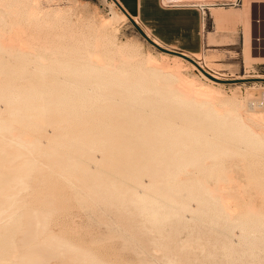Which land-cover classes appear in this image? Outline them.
I'll return each mask as SVG.
<instances>
[{
	"label": "rangeland",
	"instance_id": "obj_1",
	"mask_svg": "<svg viewBox=\"0 0 264 264\" xmlns=\"http://www.w3.org/2000/svg\"><path fill=\"white\" fill-rule=\"evenodd\" d=\"M0 2V33L2 30L4 31L1 33L5 37H2L4 41L7 38L6 35L8 36L11 33L13 34L9 36L13 35L14 39L15 29L13 31L12 27H9L11 26V16L18 14L17 18H20L19 20L24 25H27V21L32 19V16L27 14V9L30 6L32 7L30 9H33L31 11L37 12L35 16L39 18L38 25L29 26L31 33H39L40 36L47 33L49 35L64 33V36L60 39L63 44L61 46L57 45V47L55 45V48L53 44L51 50L43 51L44 53H40V50L42 51L39 44L41 41L35 42L37 44L36 47L39 46L41 48L38 50L37 47L38 51L36 49L29 50V48L24 49L23 53L20 51L24 56L19 51L14 54H7L2 51V54L0 53V58L4 54L3 58H6L5 61L3 58L0 61L5 66L4 68L0 67V123L2 122L1 118H4L1 125L9 126L7 127L9 130L5 127L3 128V126L1 127L3 131L0 130V149L2 150H0V153L4 154L3 152H5L4 155L15 153L11 162V165L15 167L17 165L25 166L23 165L24 163H35L31 169L25 168L24 173H22V170V172H16L17 174L13 172L16 175L13 179L17 177L16 179L18 180L11 179L8 186L4 185L5 188L0 186L4 189L3 191L0 188V200L8 195V197L15 200L13 202L14 205L10 206L11 208L5 214L0 215V234H5L1 230L5 226L6 228L3 230H7V236L10 235V237H6L11 239V241L7 239V250L3 249L6 251L0 250L1 262L5 259L4 262L8 260L11 263L14 262L13 264H173V262L174 264H189L190 261L188 259L190 257L193 261L192 264H264V219H248L246 214L241 212L244 209L242 207L239 209L240 212L234 218L225 222V224L224 220L221 219L222 217L217 213L207 217L203 213L204 220L200 218L202 202L200 200L201 187L199 181L201 179L205 180L203 179L204 177L208 183L212 184L214 179L210 171L204 166L205 158L202 156L204 152L209 151L211 146L201 144L198 147L189 146L186 148L187 145L184 147L179 144V141L190 133L191 125H197L193 121H191L192 124H190L189 128L187 126L190 121L186 122V126L185 123L182 124L183 126L179 123L174 128H162L165 131L161 132L164 133L157 135L160 139H155L154 137L152 142H150L144 139L145 135L139 136V134L154 135L156 133L155 130L151 128L141 129L137 125H134L135 127L129 126L128 128L122 127L124 124L119 125L123 115L121 113H124V111L119 112L120 110H115V108H120L119 106L125 104L126 100V103H128L130 99L128 95L115 93L116 95L114 96L117 101L110 104L112 107L103 102H98L95 106H91V103L86 102V106L88 105L89 107L87 106V111L85 110V112L81 113L75 112L78 110L71 104L74 103L73 99L69 98L68 102V97L67 100L63 99L65 96L63 97L57 91L51 90L52 92H48L49 95L45 93V96H43L44 93L42 94V92H36L34 96H36V99H40L37 112L33 113V116L29 112L25 114L26 116L24 115L25 117L23 116L20 120L22 122L21 125L19 122L18 126L24 127L23 129L21 127V129L25 132L32 127L38 126L39 128L34 129V131L37 130L34 134L38 135H36L37 137L33 136L32 128L28 133L33 136V140L31 138L32 141L30 140L21 146L17 145L18 143L16 142L18 140L13 139L14 134L10 133V130L11 132L13 131L11 127L13 119L8 114V108L12 104L11 101L15 102L17 97L19 99L22 95V93L19 95V91H21L19 89L22 87L26 88L31 83H29V78H31V73H33L31 71H33L32 69L35 68L36 64L34 63L35 65H33L35 61H31V56H29L30 59L27 57L30 51L34 50V52L43 55V57L45 55L43 62L49 58L46 61L47 64L48 62L51 64L50 62L53 61V64L45 67V72H48H44L43 78L46 79H42L48 81L44 82V84L64 86L65 80L71 81V77L70 79L66 78L67 76L64 77V83L61 77L65 76V74L63 75L58 70L56 72L49 70L51 67L52 69H58L59 67L56 64L63 59L64 55L66 56V50L62 45L66 41L74 44L76 37H87L94 34L97 28L99 29V23L102 20H106L103 22L110 24L107 25L106 23L105 25L102 22L100 27L102 24L101 30L105 28L103 34L107 37V40L105 39L106 44L110 40L107 44L109 49H123L125 52L127 50V53L131 50L129 53L134 51L132 53H137V56L139 52V56H141L138 57H142V60L143 56H151L158 62L170 65H172V61L170 54L159 51L141 36L128 18L126 20L122 18L121 9L116 4H112V0H2ZM4 2L5 4H3ZM209 2L216 3V8H219L217 11H221V14L227 20L219 23L220 21L215 18L211 9L212 22L207 12L205 14V24L203 22L205 45L197 59L194 54L188 55L207 72L219 78L264 77V48H260L257 43H254L256 30L260 31L262 21L260 19V24H256L255 19L260 16L253 17V12L251 13L253 4L250 5L249 17L246 22H243L241 16L244 10V7H242L243 0H213ZM12 10L15 13H12ZM136 20L137 25L144 32L146 31L153 36V33L148 30L140 19L136 18ZM245 24H247L246 27H249L250 36V50L248 53L243 50ZM261 34L264 36L263 33ZM10 41L7 42L15 43V41ZM18 41L21 40L18 39ZM259 42L260 46H264V40L261 39ZM119 45L121 48H119ZM115 46H118V48ZM25 51L28 54H24ZM51 53L56 56V59L55 57L53 58ZM16 54H19V56ZM180 65L179 70L184 77L195 81L198 87L205 85L207 82L205 76L198 70L196 65L187 60H183ZM16 67H22L21 69L23 70ZM145 67L147 68V66ZM72 77L73 81L76 80V82L79 81L78 84L81 83L82 80ZM58 79L60 81H57ZM109 79L106 82L103 79L102 83H107L109 86L118 84L112 82L111 85V82H109L111 79ZM67 83L64 87H66ZM71 83L74 86L75 82L71 81ZM133 84L136 85L137 83ZM71 85L67 86L71 87ZM117 86L120 87V85ZM214 86L215 91H219L217 94V102L219 101V103L215 100L216 105L220 104V108L227 104L230 110L231 107L234 108L232 110H236V116H231V113L234 112L232 111L230 114H225L224 119L230 122L231 120L232 122L237 120L234 122L238 126L248 122L264 134V121L254 119V117H257L255 114L261 113V115H264V108L258 103V98L262 90H264V82L221 83L214 84ZM121 87H126V83H122ZM22 91H24L23 88ZM216 92L213 96H216ZM16 94L15 99L14 96ZM8 96L10 97L7 99ZM47 96L51 97L47 100ZM214 99L212 100L214 101ZM6 100H10V105ZM71 100L72 102H70ZM45 101L46 105L44 106ZM178 102L182 103V100H178ZM216 105L214 109L218 108ZM39 108L42 109L40 110ZM212 109L213 107L209 110L212 111ZM85 113L86 115H84ZM6 114H8L9 118ZM130 115L124 114L123 116L131 119ZM5 119L6 122L8 120L7 123H5ZM239 119H243L246 122H243V120L239 121ZM26 120L30 123L35 122L34 125H36L33 126V123L27 125ZM23 123L25 124L23 125ZM96 124L97 127L94 126ZM115 124L116 126H114ZM227 127L231 128L230 125ZM93 128H97V132ZM141 130L142 132H140ZM191 133L190 136H197L196 131ZM227 136L226 134L224 138ZM8 138L14 142L7 141ZM97 141L100 144H97ZM135 141L137 145H135ZM156 141L157 143L152 145ZM148 142L151 143L149 147L147 145ZM161 143H164V145ZM108 144L110 148L107 147ZM145 145L147 147L143 148ZM113 146L114 149L117 147V155H115L116 153L111 154ZM216 147L220 148V146ZM118 149L121 150L118 152ZM179 149H181L179 153L174 152ZM260 149L258 154H261L254 156V159L257 158L256 161H258L255 164L256 167H254L256 172L252 170L255 172L253 173L254 175L258 172V175H255L256 178L258 177L256 182L260 183L261 188H264V165H262L264 164V147ZM141 152L142 154H140ZM20 155L22 156L20 157ZM118 157L121 159H118ZM114 159L115 161H112ZM238 160L239 157L230 158L231 162L226 160L222 166L226 172L234 177L236 183L246 184L245 178H247L248 172L245 167L248 164ZM27 161L31 162L28 163ZM118 162L121 163L119 164ZM108 164L115 167H111ZM132 165L137 166V170H131L130 167ZM115 176L118 178H115ZM260 176L262 177L260 178ZM199 177L201 178L199 179ZM195 180L199 181L196 182ZM260 185L256 186V188L260 187ZM254 188L251 185L244 187L245 190H239L242 196L240 193V195L237 194L235 187L230 193L233 197L238 196L236 198L238 205L242 204L243 206L249 200L248 203L260 208V212L264 214V199L257 193L256 188V191H254ZM242 200L243 203H240ZM156 209H159L164 216H155L153 210L155 211ZM177 209L180 212L179 217L174 215ZM12 210L16 213L12 212ZM10 211L14 214L13 217L9 214ZM18 214L19 216L16 217L20 218L16 221L20 220V223L18 221L16 225L14 217ZM10 217L14 219L15 226H13V223L9 225L12 221ZM209 218L212 219L211 222ZM8 220L9 224L6 222ZM175 220L181 222L177 227L173 226ZM218 220L219 222H217ZM16 226L19 229L16 228V230ZM215 227L217 229L220 228L222 230L221 233ZM8 242L14 243H11L13 246L15 245L13 249H11L12 245L10 244V246ZM178 243H184L186 249L191 248V253H177ZM14 250L20 252L16 253ZM10 251L14 252V261L9 260V257L12 259L11 255L13 254ZM15 253L17 256H15ZM21 253L26 254L21 256ZM3 254L4 256H2ZM5 254L9 255L8 258H6ZM19 256L21 260L16 259ZM8 261L5 263H8Z\"/></svg>",
	"mask_w": 264,
	"mask_h": 264
},
{
	"label": "bare ground",
	"instance_id": "obj_2",
	"mask_svg": "<svg viewBox=\"0 0 264 264\" xmlns=\"http://www.w3.org/2000/svg\"><path fill=\"white\" fill-rule=\"evenodd\" d=\"M0 1H2V0H0ZM162 1L165 4H168L170 2H172V3H178V2L207 3V2L213 1V0H162ZM3 4H5V2ZM112 4H115L113 0H112ZM251 4H254V5L255 4H259V6H261V5L264 4V0H243V6L242 7H244L243 8L244 10H243V13L241 14V16L243 18V22L244 21L246 22L247 18L249 17V11H250V5ZM0 6H1V4H0ZM4 6H3V8H4ZM30 8H32V7L30 6ZM30 8L27 9V14L29 16H32V19H29L27 21L28 23L26 22L27 25L26 24L24 25L21 22V20H19L20 18H17L18 14L17 15L11 14L13 16H11L12 17V20L10 22L11 26H9V27H12V30L15 29L14 39L12 37L13 35L11 36L12 39H10L11 37L9 35L13 34L11 32H10L11 34H9L8 36L6 34L5 35L7 37L6 38L7 41L12 40L13 42L15 41V43H8L6 40L4 41V39H2V37L3 38H5V37H4V35L1 34L4 31L2 30L1 33H0V53H1V51L4 52V53H7V54H14L17 51H19V52L22 51V53H23L24 49H26V48H29V50L30 49L31 50L32 49H34V50L36 49L37 50V47H38V50H39L40 47L39 46L36 47V45H37L36 43H38L37 41H41L39 43L41 45V48H42V51L40 50V53L41 52L44 53L47 50L48 51L51 50V48H52L51 46L53 44H54L53 45L54 48H55V45L57 47V45L61 46V44H63V42L60 40L64 36V33H62V32L58 33V34L56 33V34H53V35H49V33H47V34H44L42 36H40L39 33H37V34L31 33V31L29 30V26L38 25L39 18H37V16H35V14L37 12L35 13V11H31L33 9H30ZM8 9H10V8H8ZM211 9L214 12L215 18L220 21L219 23H222V22L227 20V18H225L221 14V11H217L219 8L212 7ZM12 13H15V11L12 10ZM8 14H10V13H8ZM121 14H122L121 15L122 18H124L126 20L127 15L122 10H121ZM132 18H133V20L135 22H137L136 17H132ZM103 21L104 20H102L100 23H102ZM104 22H103V24L106 25L107 22L106 23H104ZM109 22H110V20H109ZM100 23H99V29L96 27L97 30L95 29L96 31H95L94 34L88 35L87 37H85V36L84 37L83 36L76 37L74 44H70L69 42L66 41L65 44L62 45L65 48V50H66L65 51L66 56L64 55L63 59L59 60L58 63L56 64L59 68L58 69H55V68L52 69V67L50 66L51 69H49V70H51V71L54 70L55 72H56V70H58L59 72L63 73V75L65 74V76L61 77L63 82H64V77L67 76L66 78L70 79V77H71V81L75 82L77 85L74 83V86H72L71 85L72 84L71 81L68 80V79H67L68 81L65 80V82L66 83L68 82L67 85H71V87L67 86V85H66V87H64L65 84H66L65 82H64L65 83L64 86H62V85L61 86H51V84L50 85L44 84V82L48 81V80H46V81L43 80V79H46V78H43V74L48 72V71L45 72V67L53 64L52 63L53 61L50 62L51 64H49V62L47 64L46 61H48L49 58L46 59L45 62H43L44 59H45L44 58L45 55L43 57V55L37 54L36 52H34V50L29 52V55L27 57L31 56L32 57L31 61L32 62L35 61V62H33V65L36 64L35 68L32 69L33 71H31L33 73H31L32 76H31V78H29L30 81L28 80L29 83L30 82L31 83H30V85L28 84L29 86L26 84L27 87L26 86L25 87L27 89L22 87L24 89V91H22V88L19 87L20 89L19 88L18 89L21 90V91H19L20 93L19 92L18 93H19V95H21V93H22V95L19 97V99H18V97L16 99V96L18 94L17 93L14 96L16 101L15 102L11 101L12 102L11 106L10 107L8 106L9 107L8 108L9 109V113L8 114L13 119V123L11 125L13 131L11 132V130H10V133L12 135L14 134L13 135L14 136L13 139L15 138V140H18L16 142V143H18L17 145L21 146L22 144L28 143L33 136L38 135V134H34L35 131L37 132V130L34 131V129H36L38 127V126L37 127L35 126L36 124L34 125L35 122L34 123L33 122L30 123V122H28L26 120L27 121V125L33 123V126H35V128H33V127H32L33 129L31 128L33 130L32 131L33 132V136H31V134L28 133V132L31 131V129H29V131H28V130H26V126H25V130L27 131V132H25L24 130H22L24 127L21 126L22 129H21V127H19L21 125V123H22V122H20V120H21V118H23V116L25 114H27L29 112V113H32V116H33V113L37 112V109L39 107L38 105H39V100L40 99L38 100V99H36V96H34V94L36 92H42V94L44 93L43 96H45V93L47 94L48 92H52L51 90L57 91L63 97L65 96V98H63V99L67 100V97H68V102H69V98L73 99L74 103H71V104L73 105V107L76 110H78V111H75V112H81V113L85 112V110L87 111V109H88L87 108L88 105L86 106V104H85L86 102H88L89 104L91 103V106L92 105L95 106V104H98V102H103V103H106V104L110 105V104H112V103L117 101V100H115V98H116L114 96V95H116L115 93H119L120 95L124 94L126 96L128 95V97L130 98L128 100V103H126V101H127L126 100L125 104H121L120 106L118 105L120 108H118V107L115 108V110L119 109L120 110L119 112L124 111V113H121L123 115L124 114H131L130 115L131 119L130 118H126V116L122 115V118H121L120 123H119V125H123L124 124L122 127L128 128L129 126L137 125V127L139 126V128H141V129L151 128V129L155 130V132H156V133H154V135H146L144 133H141V134H139V136L145 135L144 139L152 142L154 137H155V139L156 138L160 139L157 135L161 134V133H164V132H161V131H165L162 128H166V127L174 128L175 125H177L179 123L181 125L185 123V126H186V122L190 121V123L187 122L188 123L187 128H189L190 124H192L191 121H193L197 125L196 126H194L193 124L191 125V127H190L191 130H190V133H188V136L185 137L183 140L179 141L180 146H184L185 147V145H187L186 148L189 147V146L198 147L201 144H205L207 146H211L209 151L204 152L202 154V156L205 158L204 166H206V168L210 171L211 176L214 179V182H212V184H210V183H208V181L204 177H203V179H205V180H202V179L200 181L197 180V181H199L200 187H201L200 188V190H201L200 191V193H201L200 200L202 202V206H201L202 208L200 210V212H201L200 213L201 220H204V217L202 216L203 213L206 214L205 215L206 217L217 213L219 216L222 217L221 219L224 220V224H225V222L229 221L231 218H234V216L237 215L240 212L239 209L241 207L244 208L243 211H241V212L245 213L246 217L248 219L256 218V219L263 220L264 219V214H262L260 212V208L248 203L249 200L243 205L244 207L242 206V204L238 205L237 204V200H236V198L238 196L236 195V196L233 197V195H231L230 191L235 187V190L238 192L237 194H239V193L241 194V192H239V190L244 189V187H246V186H251L252 185V187L254 186L256 188V186L260 185V183L256 182L258 177L256 178V176H255L256 174L258 175V172L255 175L253 174V173L256 172V170H254V169H256V168H254V167H256L255 164H257V162H258V161H256L257 158L254 159V156H256L259 153L258 151L261 150L260 149L261 147H264V134L261 131L257 130L256 128H254L253 125H251L250 123L246 122L245 118H244L245 120L239 119V121L243 120V122H246V123H243L240 126L235 124V122L237 120L236 121L233 120V122L231 120V122H230V121H227L226 119H224V115L225 114H227V113L230 114V112L234 111V112L231 113V116H233V115H235V113H236L235 111L236 110H232V109H234L232 107H231V110H230L229 107L227 106V104L225 106H221L220 107L221 109L219 108L220 104L218 106L216 105L217 103H219V101L217 102V99H218L217 98L218 97L217 94H218L219 91L218 92L215 91L216 89L214 88L215 87L214 84H221L220 82H217V81L207 77L204 74L205 80L207 82L205 83L204 86H199L198 87L196 85L195 81H193L192 79H189L187 77H184L181 74V71L179 70V65L182 63L183 60H186V59H184V58H182L181 56H178V55H171L170 58H171V61H172V65H170V64L164 63V62H158L157 60H155L151 56H148V57H144L143 56V60H142V57L139 58L141 56V55L139 56V52H138V56H139L138 57L137 53L136 54L132 53L134 51L129 53L131 51L130 50L127 53V50L125 52V50H123V49H117L118 46H115V47H117L116 48L117 50H113V49L111 50V49L108 48L109 46L107 45L110 40L106 44L105 39L107 37H105L104 34H103V30H105V28H104L105 26L103 27L104 29L102 28L103 30H101V27L103 25L101 24V27H100ZM108 24H110V23H107V25ZM246 25L247 24H245V27H246ZM245 27H244V29H245ZM106 28H107V26H106ZM29 31H30V33H29ZM72 33H74V32H72ZM145 33L151 39H153L154 42H156L157 44L163 46V43L158 38L151 36L146 31H145ZM15 37H17V38H15ZM18 39L21 40V41H18ZM19 44H20V46H19ZM111 44H112V41H111ZM22 45H23V47H22ZM43 47H44V50H43ZM127 47H128V45H127ZM243 47H244L243 50L248 53L249 50H250V36H249V27L248 26L246 27L245 34H244ZM45 48H47V49H45ZM119 48H121L120 45H119ZM22 53H21V55H22ZM53 53H54V49H53ZM24 54H28V53H26V51H25ZM55 54L57 55L56 51H55ZM4 55H3V57H4ZM16 55H14V56L10 55V56L15 57ZM49 55H50V53H49ZM17 56H19V54ZM22 56H24V55H22ZM61 56H62V54H61ZM61 56H59V57L61 58ZM198 56H199V53H195L194 54V57L196 59L198 58ZM3 57H1V58H3ZM54 57L56 59V56L53 55V58ZM1 58H0V61H1ZM50 58H51V56H50ZM144 58H146V59L144 60ZM166 58H168V57H166ZM3 59L5 61L6 58H3ZM23 59H24V57H23ZM29 59H30V57H29ZM27 61H28V59H27ZM32 62H31V64H32ZM195 62H197V61H195ZM22 64H24V63L22 62ZM70 64H72L73 66L70 65ZM144 64H146L145 66H147V68L145 66H143ZM20 65H21V63H20ZM199 66H201V65H199ZM0 67H3V68L5 67V66H3V62H0ZM21 68H17V69L23 70ZM46 70H48V69H46ZM5 72L7 73V71H5ZM66 74H68V75H66ZM209 74H211V73H209ZM70 75L76 77L77 80H79V79L82 80L81 83L78 84L79 81L78 82H76V80L73 81L72 80L73 77L70 76ZM28 76H29V74H28ZM212 76H214V75H212ZM214 77L215 78H219V77H216V76H214ZM103 79H104L105 82L108 81L107 79H109L110 80L109 82H111V85H112V82H114V83L116 82V83H118L117 85H120V87H118L116 84H114V85L117 86V87H115L114 85H113L114 87L113 86H109L107 83L104 84V83H102ZM236 79H239V78H236ZM40 80H41V82H40ZM62 80H61V82H62ZM51 81H53V80H51ZM57 81H60V80L58 79ZM121 82L122 83H126V87H124V88L121 87V85H122ZM133 83H137V84L135 85ZM215 92H216V96H213L215 94ZM41 95H40V97H41ZM48 95H49V93H48ZM57 96H59V95H57ZM9 97L10 96H8L7 99ZM50 97H48L47 100ZM118 98H119V96H118ZM214 98H216V99H214ZM212 99H214V101ZM45 100H46V98H45ZM178 100L179 101L182 100V103H179ZM215 100H216L217 103H215ZM6 101L9 103L10 100L9 101L6 100ZM54 102H55V100H54ZM70 102H72V100ZM47 103H49V102H47ZM222 103L223 102H221V104ZM106 104H104V105H106ZM9 105H10V103H9ZM45 105H46V101H45L44 106ZM108 105H106V106H108ZM215 105L219 108V110H218V108L214 109ZM223 105H224V103H223ZM211 107H213L212 111L209 110ZM222 107L223 108L225 107V108L223 109ZM226 107H228V108L226 109ZM61 108H63V107L61 106ZM220 110H222V111H220ZM72 112H73V110H72ZM8 114H6V115L8 116ZM84 115H86V113ZM255 116H257V117H254L255 120L264 121V115H261V113H259L258 115L255 114ZM27 117H28V115H27ZM8 118H9V116H8ZM8 118H6V119H8ZM2 119H4V118H1V121L3 122ZM6 119H5V123L8 122V120L6 122ZM93 119H95V118H93ZM70 121H72V120L70 119ZM19 122H20V125L18 126ZM1 123H0V125H1ZM24 124L25 123H23V125ZM66 125H67V123H66ZM229 125L231 126V128L227 127ZM2 126H3V128L5 127L4 125H1L0 126V130L1 131H3L2 128H1ZM94 126L97 127V124L94 125ZM114 126H116V124ZM7 127H9V126L7 125ZM7 127H5V128H7ZM96 129L93 128L94 131ZM132 131H134V130L132 129ZM136 131H138V130H136ZM148 131H151V130H148ZM193 131L197 132V136L196 137L194 136L195 133H193L194 137L190 136V134H192L191 132H193ZM96 132H97V130H96ZM140 132H142V130ZM122 134H124V133H122ZM226 134L228 136L225 137L226 138L225 139L224 136H226ZM133 135H134V133H133ZM86 136L88 137V135H86ZM139 136H137V137H139ZM6 137H7V135H6ZM90 137H91V135H90ZM131 137H133V136H131ZM220 137L222 139L223 138L224 139L222 140ZM109 138H111V137H109ZM11 139H12V137H11ZM8 140L14 142L13 140H10L9 138L7 139V141ZM32 140H33V138H32ZM89 140H90V138H89ZM150 142L147 143L148 147L151 145ZM154 143H157V141L153 142L152 145H155ZM158 143H160V142H158ZM97 144H100V142L97 141ZM97 144H95V145H97ZM102 144H103V142H102ZM109 144L107 145V147L110 148ZM161 144L164 145V143H161ZM28 145H30V144H28ZM135 145H137V142H136ZM147 145L143 146V148L144 147L146 148ZM116 146H118V145L116 144ZM216 146H220V148L218 149ZM24 148H25V146H24ZM160 148H162V147H160ZM21 149H23V147H21ZM116 149H117V147H116ZM116 149H114V146H113V148L111 149V154L112 153H116V151H117ZM121 149H118V152ZM137 149L141 150L139 148H137ZM181 149H182V147H181ZM181 149L175 150L174 152L175 153L176 152L179 153L181 151ZM1 153H0V169H2V170H0V186H4V185L8 186V184H10V182H11V179L12 180H18V179H16L17 177H15V179H13L14 176H16L15 174L18 173V171L22 170L23 172L22 171L21 172L24 173V171L26 169H31L32 166H34V164H35L34 162L30 163L31 161H29V162L27 161L30 164H26V163L23 162L24 163L23 165H25V166H20V165L18 166L17 165L18 167L17 166L15 167L14 165L13 166L11 165L12 164L11 163L12 162V157L15 156L14 155L15 153L11 154V155L9 153H8L9 155H7V154L4 155L5 152H3L4 154H1ZM109 153H110V151H109ZM186 153H188V152L186 151ZM197 153H198V151H197ZM18 154H16V155H18ZM125 154H127V153H125ZM140 154H142V152ZM260 154H258V155H260ZM115 155H117V153ZM115 155H114V157H115ZM21 156L22 155H20V157ZM234 157L235 158L239 157L240 161H242L245 164H248V165H246L247 167H245V169H247L246 171L248 172L247 175H246L247 178H245L246 184H241V183L238 184V183H236V180L234 179V177L231 174H229L228 172H226L224 167L222 166L226 160L230 161V158H234ZM17 158H19V156H17ZM119 158L120 157H118V159ZM259 158H260V156H259ZM115 159L112 160V161H115ZM259 161L261 162V160H259ZM140 163H142V162H140ZM113 165H114V163H113ZM113 165L111 166V164H110L109 166L115 167ZM262 165H264V164H262ZM147 166L150 167L149 165H147ZM228 166H229V164H228ZM120 168H121V166H120ZM130 168H131V170H137L138 167L132 165ZM229 168H231V167H229ZM261 169H263V168L261 167ZM119 171H121V170H119ZM133 172H135V171H133ZM27 173H28V171H27ZM230 173H231V171H230ZM260 173H259V175H261ZM109 174H111V173H109ZM18 176H20V175H18ZM116 177L117 176H115V178ZM261 177L262 176H260V178ZM200 178L201 177H199V179ZM19 179H22V178H19ZM119 180H121V179H119ZM20 182H22V181H20ZM231 185H232V187H231ZM4 188H5V186H4ZM255 188H254V191H256ZM256 189H257V193H259L261 195V197L264 199V188H261V185H260V187H258ZM2 190L4 191V189H2ZM3 196H5V194H3ZM8 196L7 197H3L5 199L1 198L2 201L0 200V215L1 214H5L8 211V209L11 208L10 206L14 205V203H13V202H15L14 198H10ZM241 196H242V194H241ZM241 196H240V198H241ZM11 197H12V195H11ZM243 200L240 203H243ZM10 212H9V214H11L12 217H13L14 214L12 212H14V211L12 210V212L11 213ZM14 213H16V212H14ZM153 213H154L155 216H158V215L159 216L160 215L164 216V214H161L159 209H156L155 211L153 210ZM174 215H177V217L180 216V212L178 211V209L176 210V213ZM7 216H8V214H7ZM16 216L18 217L19 214L15 215V217H14L15 221L20 218V217L17 218ZM5 219H7V218H5ZM14 219H12L11 224H9L10 223L9 220L6 221V222H8L9 225H12V223H13L14 224L13 226H15ZM209 219H210V222H211L212 219L211 218H209ZM18 221L20 223V220H18ZM18 221H16V225H17ZM217 222H219V220ZM4 224L6 226H8L6 223H4ZM179 224H181V222L179 220H177V221L175 220L173 226L177 227ZM215 225H216V223H215ZM180 226H183V225H180ZM3 227H4L3 229L6 228L5 226H3ZM16 228L19 229L17 226L15 227V229ZM3 229H1V230L5 234H0V237H1L0 238V250H3V249L7 248V239H10V238H7V237H10L9 234H8L9 236L6 235V231L7 230L5 231ZM215 229L218 230L220 233L222 231L220 228L217 229L215 227ZM223 232H224V230H223ZM172 236H174V235H172ZM10 241H11V239H10ZM13 242H11V243H13ZM8 243H9V245L11 244L10 242H8ZM184 243L183 244L178 243L179 245L177 246L178 247V250H177L178 252L177 253H180V254H183L184 252L186 254L191 253L192 249L189 248L190 246L188 247L189 249H186V245H184ZM174 244H177V243H174ZM166 245H168V244H166ZM14 246L12 245L11 249H13ZM6 250H3V251L5 252ZM8 250H9V248H8ZM15 250H17V249H15ZM15 250H14V252H16V253L20 252V251L17 252ZM10 252H9V255H10ZM14 252L11 255L12 259H10V257H9V260H13ZM25 254L21 253V256L22 255L25 256ZM9 255H6L7 257L6 256L5 257L8 258ZM2 256H4V254ZM15 256H17V254ZM0 258H1V252H0ZM186 258H187V256H186ZM16 259L17 260L20 259V256H19V258L16 257ZM192 259H193V257H192ZM4 260H3V262H4ZM188 260L190 261L189 264H192L193 261L190 259V257H189ZM1 261L2 260H0V263H2V264H9V263L13 264L14 263V262L11 263V261H8V260H6V261H8V263H5L6 261L4 263L1 262ZM173 264H174V262H173Z\"/></svg>",
	"mask_w": 264,
	"mask_h": 264
},
{
	"label": "crops",
	"instance_id": "obj_3",
	"mask_svg": "<svg viewBox=\"0 0 264 264\" xmlns=\"http://www.w3.org/2000/svg\"><path fill=\"white\" fill-rule=\"evenodd\" d=\"M117 1L132 17L140 19L153 33V36L163 43V46L184 52L187 55L200 53L203 49L205 45V35L203 34L205 16L203 19L202 11L205 14L208 12L209 19L213 22L211 8L217 6L212 2H170L165 4L162 0ZM252 7L253 17L260 16L263 20L260 31L264 34V4L261 6L253 4Z\"/></svg>",
	"mask_w": 264,
	"mask_h": 264
},
{
	"label": "water",
	"instance_id": "obj_4",
	"mask_svg": "<svg viewBox=\"0 0 264 264\" xmlns=\"http://www.w3.org/2000/svg\"><path fill=\"white\" fill-rule=\"evenodd\" d=\"M114 3L127 15V18L130 20V22L137 28V30L139 31V33L141 34V36L143 38H145V40L147 42H149L151 45H153L155 48H157L159 51L166 53V54H170V55H178L181 56L182 58L186 59L187 61L193 63L194 65L197 66V68L203 73L205 74L207 77L223 83V84H229V83H236V82H264V77H251V78H230V79H222V78H215L214 76H212L211 74H209L208 72H206L201 66H199L195 60L191 57L188 56L187 54H185L184 52L178 51V50H173L170 49L168 47L165 46H161L159 44H157L156 42L153 41V39H151L138 25L137 23L133 20L132 16L122 7V5L117 1V0H113Z\"/></svg>",
	"mask_w": 264,
	"mask_h": 264
},
{
	"label": "built area",
	"instance_id": "obj_5",
	"mask_svg": "<svg viewBox=\"0 0 264 264\" xmlns=\"http://www.w3.org/2000/svg\"><path fill=\"white\" fill-rule=\"evenodd\" d=\"M233 3V2H232ZM204 16H205V13H204V11H202V17L204 18ZM260 19H261V21H263L262 20V18H260V17H257V19H255V22H256V24H260ZM259 26V25H258ZM264 40V36L261 34V32L257 29L256 30V34H255V38H254V40H255V42L254 43H257L258 45H259V47L260 48H264V46H260V40ZM258 103H259V105L261 106V107H263L264 108V90H262V92H261V94H260V96H259V98H258Z\"/></svg>",
	"mask_w": 264,
	"mask_h": 264
}]
</instances>
